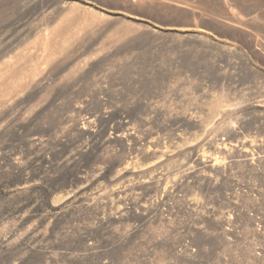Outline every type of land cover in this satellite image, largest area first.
<instances>
[{
  "label": "rangeland",
  "instance_id": "rangeland-1",
  "mask_svg": "<svg viewBox=\"0 0 264 264\" xmlns=\"http://www.w3.org/2000/svg\"><path fill=\"white\" fill-rule=\"evenodd\" d=\"M0 264H264V0H0Z\"/></svg>",
  "mask_w": 264,
  "mask_h": 264
}]
</instances>
